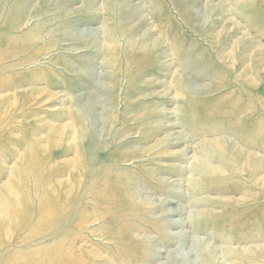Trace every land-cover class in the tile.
Here are the masks:
<instances>
[{
	"label": "rangeland",
	"instance_id": "rangeland-1",
	"mask_svg": "<svg viewBox=\"0 0 264 264\" xmlns=\"http://www.w3.org/2000/svg\"><path fill=\"white\" fill-rule=\"evenodd\" d=\"M0 264H264V0H0Z\"/></svg>",
	"mask_w": 264,
	"mask_h": 264
},
{
	"label": "bare ground",
	"instance_id": "bare-ground-1",
	"mask_svg": "<svg viewBox=\"0 0 264 264\" xmlns=\"http://www.w3.org/2000/svg\"><path fill=\"white\" fill-rule=\"evenodd\" d=\"M210 168H211V167H210ZM210 168H209V169H210ZM223 172H224V171H223ZM242 172H243V171H242ZM245 197H246V196H245ZM252 252H253V251H252Z\"/></svg>",
	"mask_w": 264,
	"mask_h": 264
}]
</instances>
